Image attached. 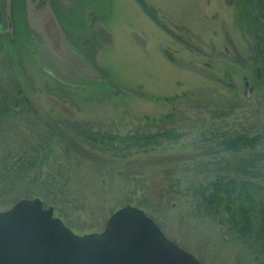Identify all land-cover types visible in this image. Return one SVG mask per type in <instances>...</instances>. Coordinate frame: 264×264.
I'll list each match as a JSON object with an SVG mask.
<instances>
[{"label": "rangeland", "instance_id": "rangeland-1", "mask_svg": "<svg viewBox=\"0 0 264 264\" xmlns=\"http://www.w3.org/2000/svg\"><path fill=\"white\" fill-rule=\"evenodd\" d=\"M252 6L247 5L245 19L242 0H0L2 94L25 97L44 123L75 121L121 134L165 128L184 133L178 144L163 142L155 150L130 154L122 164L115 161V176L106 175L110 168L74 165L72 194L61 208L76 234L103 231L112 212L130 198L128 204L142 207L202 264H264L258 229L240 235L227 213L196 210L179 187H170L161 164L143 160L156 155L160 160L162 153L191 155L194 175L202 161L213 170L223 167V154L202 156L222 135L264 134V27L253 29ZM30 9H50L84 65L44 55ZM11 81L20 92L9 87ZM11 140L0 134V152ZM258 149L264 152V140ZM137 160L141 166L125 165ZM158 176L167 180L160 184ZM105 192L108 198L100 200ZM20 194L2 195L0 202H17ZM42 195L49 204L51 198Z\"/></svg>", "mask_w": 264, "mask_h": 264}, {"label": "trees", "instance_id": "trees-1", "mask_svg": "<svg viewBox=\"0 0 264 264\" xmlns=\"http://www.w3.org/2000/svg\"><path fill=\"white\" fill-rule=\"evenodd\" d=\"M252 1L242 0L245 19L247 5ZM251 21L255 31L262 30L257 21ZM10 86H13L16 92H20L14 81L10 82ZM32 110L33 106L25 97L18 95L9 97L0 90V134L2 137L12 139L4 143V151L1 149L0 152V196L21 192L22 197L16 198L20 200L41 198L44 192L47 198H51V202L47 204L43 201L48 206H53L57 216L68 226L70 224L66 222L68 220L61 203L67 194H72L70 185L74 176V165L87 164L97 171L110 168L107 169L106 175L115 176L116 162L119 164L126 162L130 154L155 150L164 143L178 144L184 137V133L175 128L121 134L94 131L92 127L75 121L44 123L32 114ZM219 114L226 116L228 113L220 111ZM5 125L8 131H5ZM222 136L224 137L219 138L218 142L202 154L207 156L215 153L216 157L223 154L221 157L225 159H222L225 164L216 170L209 167V163L202 161L199 163L202 167L195 169L196 173L193 175L190 172L192 171L190 160L193 162L191 155L165 156L162 153L160 160L155 159L157 155L151 160H143L161 164L165 175L171 177L170 187H179L178 192L187 197L196 210L205 215L227 213L229 222L240 235L255 233L258 229L257 236L260 237V234L264 239V152L258 149L260 141L264 140V134L238 132ZM15 137H21V140H14ZM241 152L244 155H240ZM227 154L229 157L226 158ZM141 163L142 161L137 160L125 165L141 166ZM166 164L174 165V169L169 170L168 165L165 167ZM185 166L188 167L184 168ZM225 169L228 171L225 172ZM209 172H211L209 175H205ZM180 173L184 182L180 178ZM131 174H125L124 178L129 180ZM165 180H167L165 176L163 178L158 176L160 184ZM162 188L164 189V186ZM52 190H56L53 197ZM162 194H165V189ZM108 195L109 192H105L100 200L108 198ZM131 202L129 198L126 204ZM14 203L15 201L0 202V208H10Z\"/></svg>", "mask_w": 264, "mask_h": 264}, {"label": "water", "instance_id": "water-1", "mask_svg": "<svg viewBox=\"0 0 264 264\" xmlns=\"http://www.w3.org/2000/svg\"><path fill=\"white\" fill-rule=\"evenodd\" d=\"M29 19L41 33L45 56L55 53L62 62L81 67L50 9H30ZM0 264L202 263L169 239L140 207L125 204L112 212L103 231L79 235L54 215L53 206L34 197L0 208Z\"/></svg>", "mask_w": 264, "mask_h": 264}, {"label": "flooded vegetation", "instance_id": "flooded-vegetation-1", "mask_svg": "<svg viewBox=\"0 0 264 264\" xmlns=\"http://www.w3.org/2000/svg\"><path fill=\"white\" fill-rule=\"evenodd\" d=\"M31 1V0H29ZM34 1H43V0H34ZM252 6V14L253 17L256 19V21L264 27V2L262 0H253L251 3ZM251 9V8H250ZM0 23H2V21H0ZM261 69V75L264 76L263 71H264V67H260ZM261 76V77H262ZM247 85V81L245 82ZM253 88H251L252 91Z\"/></svg>", "mask_w": 264, "mask_h": 264}]
</instances>
